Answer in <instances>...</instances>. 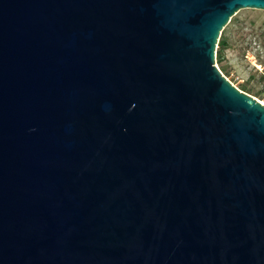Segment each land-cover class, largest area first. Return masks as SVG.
<instances>
[{"label":"water","instance_id":"water-1","mask_svg":"<svg viewBox=\"0 0 264 264\" xmlns=\"http://www.w3.org/2000/svg\"><path fill=\"white\" fill-rule=\"evenodd\" d=\"M264 0H0V264H264V105L217 66Z\"/></svg>","mask_w":264,"mask_h":264},{"label":"rangeland","instance_id":"rangeland-1","mask_svg":"<svg viewBox=\"0 0 264 264\" xmlns=\"http://www.w3.org/2000/svg\"><path fill=\"white\" fill-rule=\"evenodd\" d=\"M227 47L217 66L237 88L264 97V10L241 9L224 27Z\"/></svg>","mask_w":264,"mask_h":264},{"label":"trees","instance_id":"trees-1","mask_svg":"<svg viewBox=\"0 0 264 264\" xmlns=\"http://www.w3.org/2000/svg\"><path fill=\"white\" fill-rule=\"evenodd\" d=\"M227 47V40L225 37H220L218 45H217V50H216V61L217 63H220V61L223 59V52L224 49Z\"/></svg>","mask_w":264,"mask_h":264},{"label":"built area","instance_id":"built-area-1","mask_svg":"<svg viewBox=\"0 0 264 264\" xmlns=\"http://www.w3.org/2000/svg\"><path fill=\"white\" fill-rule=\"evenodd\" d=\"M258 100V99H257ZM258 101H260V103L262 104V105H264V97L262 98V100H258Z\"/></svg>","mask_w":264,"mask_h":264}]
</instances>
